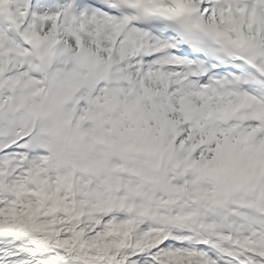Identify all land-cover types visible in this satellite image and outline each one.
I'll return each instance as SVG.
<instances>
[{
	"label": "snow or ice",
	"instance_id": "obj_1",
	"mask_svg": "<svg viewBox=\"0 0 264 264\" xmlns=\"http://www.w3.org/2000/svg\"><path fill=\"white\" fill-rule=\"evenodd\" d=\"M0 264H264V0H0Z\"/></svg>",
	"mask_w": 264,
	"mask_h": 264
}]
</instances>
